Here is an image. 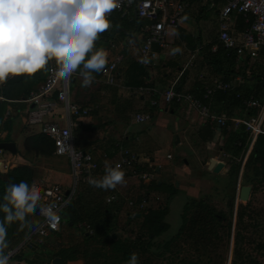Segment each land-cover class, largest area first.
I'll return each instance as SVG.
<instances>
[{
    "label": "crops",
    "instance_id": "0c3cea01",
    "mask_svg": "<svg viewBox=\"0 0 264 264\" xmlns=\"http://www.w3.org/2000/svg\"><path fill=\"white\" fill-rule=\"evenodd\" d=\"M138 1L134 0L135 3ZM177 1L186 4V8L181 17L180 25L176 29L169 30L168 33L170 31L174 32L178 39L185 37L186 29L188 30L190 24L194 21L198 27L200 40L201 38L203 39L199 43L198 47L191 48L189 44H185L182 40L174 49H169L168 44L164 48H159L157 45H153L152 50L156 53L157 58L154 64L151 63L146 65L141 60L140 48L145 41L146 34L144 29L149 25V21L146 18H139L136 15L135 9L131 7L125 16H121L119 13H113L111 15L109 19V29L98 36L94 42L92 51L87 55L86 59L90 58L95 51L103 49L106 53L105 66L112 62L115 58L121 57L120 62L116 66L114 75L120 79L121 85L125 88L133 89L148 86L158 90L159 92L172 88L179 93L189 94L200 99V101L209 106L210 111L215 113L217 112L212 110V107L215 104V97L217 93L234 91H239L243 94L248 93V96L241 101L244 111H242V113L245 114L236 115L235 113H239L241 109L236 108L234 109L233 116L230 118L238 117L246 119L256 116L258 110L247 109L244 102L250 98L259 101L264 98V89L261 88L258 90V86H256L258 83L255 81L252 74V71H255L258 67V60L256 57H250L247 53L237 55L235 51L226 50L219 42V15L223 3H211L209 0ZM209 11L214 12V18L212 20L216 22L215 33L212 40L209 39L208 34L206 33L208 27L204 21V17ZM232 18L231 35L238 44L247 25L244 23V20L240 15H233ZM117 19H125V31L121 26L114 25L115 22L117 23ZM209 45L210 47L208 51L210 53H216L218 47H222L226 51L227 56H235V63L233 67L235 73L237 74L229 82H225L217 77L212 78L210 83H204L205 81L202 82L204 79L202 74L204 72L202 69L206 65L203 58L204 53L207 50V46ZM214 47H216V49L213 51L212 49ZM261 51L264 52V49ZM245 60L246 67L244 68L242 62ZM50 65L53 64L51 63ZM136 65L141 66L144 71L142 85L130 86L131 84L128 83L134 80L138 72ZM226 69L230 71V67H226ZM82 70L83 64L80 65L79 71H74L73 75H75V85L72 89H70L69 85V97L72 104L77 105L82 109H89L90 112L87 116L82 117L78 121L77 126H75L72 131V133L74 131L76 133L75 136L77 146H75L74 142L75 148L85 151L91 155L93 162L97 166V169L95 170L97 175H103V177L105 176L106 164L107 166L115 168V164L120 160V153L125 150L138 157L135 165L142 164L145 167V171L143 173L146 172L150 175L149 179L143 180L140 178L141 174L134 175L137 178L128 176L125 169L131 170V168L120 169L124 172L123 182L117 184L115 188H102L108 191V194L104 198V202L107 204L112 202L123 204V209L125 210V204L130 208L127 203L128 200L133 201V197L126 196L125 193L128 194L129 192H138L139 194H137L141 197L140 202L143 198L147 201V204L143 209H145L148 204L149 207H164L167 202L169 203L168 208H170L173 198L168 201L167 190L162 189L160 186L164 184L167 188L168 185L176 183L175 188L178 190L177 194H179L182 192L179 182H188L187 179L191 176L190 174L192 170H194V167H198V165H200L204 170L201 174L203 179V177H205L204 173L209 172L206 169L207 162L209 159H212L213 156L219 155L221 152L228 155L229 158L226 161L224 160V167L218 174H212L219 175V177L223 180L225 179L229 164L231 162H236V158L232 157L231 154L221 148L223 144H225L223 130L229 131L232 123L228 122L224 127L217 126L211 122L200 119L197 113L185 103L181 104L173 102L169 105H165L160 96L157 98L159 100L158 106H151L149 103V97L128 94L123 97H118L115 87L108 86L104 83L101 74L102 70L100 71L99 79H92L91 83L85 86V77L82 75ZM11 77L12 76L10 75L8 79ZM215 80L229 85V89L215 90L210 99H205V87H212ZM3 83L4 82H0V86H2ZM43 83L40 84L39 88L43 85ZM200 83H204L202 86V96L197 97L195 96L197 93L196 87L200 85ZM177 86L180 87L179 90L177 89ZM258 92H260V95L262 96L257 97L256 95ZM239 96L240 95H237V97ZM27 99L13 103L8 101L7 108L4 113V118L11 115L17 116L13 137L16 142L19 141L20 145L22 144L23 139L27 136H31L36 133H42L45 135L42 132L41 125L40 128L37 127V130L36 125L39 124L28 123L27 116L34 108V105L26 101ZM50 99L54 100L55 97L51 96ZM0 101H4V99L0 97ZM32 105L33 107H31ZM224 105L225 107H229L228 103ZM250 111L252 114L246 115V112ZM136 114H147L150 119L141 124L135 123L134 117ZM221 116L226 117L225 115ZM24 125L25 128H23ZM233 126L238 127L235 125ZM19 128L21 129L20 131ZM208 128L214 129V134L211 140L203 141L202 136L205 132H207ZM4 136L5 134H1L2 138ZM75 136L73 135V139ZM173 136L178 137L176 145L180 146L182 152L177 157L172 156L170 153H165V156H163L161 153L163 152V149L168 147L170 141L173 140ZM197 140L205 145V149L202 151H197L199 149L193 147L192 145V143H197ZM248 141L249 138L247 139L246 146ZM187 143H190V146ZM216 147L217 149H215ZM215 151L220 152L216 155H212ZM185 153L192 154L194 158L193 164L192 161L190 163L186 159ZM160 155H162V158L159 157ZM168 156L170 158H168ZM40 158L47 159L50 166L48 168L38 167L37 165L33 167V175L35 178V183L33 185L59 184L65 191V195H68L73 187L68 159L65 157H57L54 153L51 157ZM0 163V173L2 174H6L8 169L14 168L17 165L28 164L17 154V152L16 154H11L2 151H0ZM241 174L242 171L239 170L237 184H239L240 187ZM139 178L141 180H139ZM81 183L82 182L76 184L72 199L75 197ZM154 183L160 188H154ZM237 184L235 199L239 193V191L237 192ZM88 185L95 184L91 183ZM188 185L192 188L195 184H193V182H188ZM219 186L220 185H218V187ZM213 187L214 183L212 188ZM99 188L101 189V187ZM145 192H147L148 195L145 194ZM112 196L114 197V200L108 201L107 199ZM238 201L240 200L238 199ZM240 204L245 205L241 201ZM238 205L235 204L234 200V221ZM31 212L33 213L34 209ZM34 215L36 217L34 228L27 237L22 239L23 241L19 242V244L12 251H9L14 254L19 250L18 256L21 260H13V257L11 256L9 264L15 262L29 264L31 261L36 262L37 264H52V260L54 258H60L55 255L59 249L67 248L78 242L80 243L81 237L84 233H92L91 228L86 223L78 222L72 226L71 222L61 216L63 221L61 231L57 233H49L47 237H41L34 234V230L39 224V219L35 212ZM46 239L50 242H47ZM52 241L54 245H52ZM24 245H27V249H25V251L28 253L21 251ZM232 252L230 253L228 264H230ZM65 264H83V262L81 260L72 262L65 261Z\"/></svg>",
    "mask_w": 264,
    "mask_h": 264
},
{
    "label": "trees",
    "instance_id": "16d2710c",
    "mask_svg": "<svg viewBox=\"0 0 264 264\" xmlns=\"http://www.w3.org/2000/svg\"><path fill=\"white\" fill-rule=\"evenodd\" d=\"M116 21L117 23L115 22L114 25L121 26L125 31V19H117ZM209 47L210 45L207 46V50L204 53L203 60L206 65L202 69L204 72L202 73L204 76L202 82L210 83L214 77L229 82L237 74L233 67L235 56H227L226 51L222 47H218L216 53H210L208 51ZM256 59L258 60V67L255 71H252V74L258 83L256 86L260 90L261 88L264 89V52H259ZM51 63L58 66L56 60L50 59L46 66L35 74L12 76L0 86V97L4 99V101H0V143L14 142L17 147V154L28 163L8 169L6 174L0 173V204L5 203V190L10 183L19 184L21 181L26 180L30 188L35 183L33 167L36 166L37 160L40 157H51L54 153L52 140L42 133L25 137L20 147H18L13 137L17 116L11 115L4 118L7 102L13 103L25 100L31 92H35L40 84L45 81L48 67ZM242 63L245 68L246 60ZM136 66L138 72L134 80L128 83L131 84L130 86L142 85L144 71L141 66ZM226 67H230V71ZM79 70L80 67L77 71ZM90 75L92 79H99L100 72H91ZM204 83H200L196 87L197 93L195 96H202ZM69 85L70 89L74 88L75 75L71 77ZM177 89L179 90L180 87L177 86ZM237 95L240 96L237 97ZM52 96L56 97V94ZM247 96L248 93L243 94L239 91L219 92L216 94L212 110L218 114L225 115L227 118L233 116L236 108H241L239 113H235L236 115L245 114L242 113L241 101ZM256 96L260 97L262 95L258 92ZM226 103L229 104V107H225L224 104ZM250 114H252L251 111L246 112V115ZM23 128H25V125ZM223 133L225 144L222 143V150L238 159L246 148L248 133L245 132L244 127H234L232 124L229 131L223 130ZM1 134H5V136L2 138ZM213 134L214 129L208 128L207 132L202 136V140H211ZM73 135H76L75 131ZM74 142L75 146H77L76 136L74 137ZM240 166V162H231L224 180L219 175H213L210 172L204 173V176L214 183L212 189L224 196L228 214L225 215L221 210L216 209L212 205L210 198L206 196L199 199L190 198L183 206L181 224L176 234L170 237L169 240H165L161 245H157L155 240L165 234L170 228V224L167 223L169 215L168 202L164 207H149L148 204L145 209L140 210L138 208L141 198L138 195L139 193L129 192L125 194L133 197L132 200L135 206L129 208L125 204L124 210L123 204L116 202L107 204L104 202V198L108 194L107 190L100 189L95 185L81 183L75 197L63 210L61 216L71 222L72 226L78 222L86 223L91 228L92 233H84L80 243L59 249L55 255L67 262L81 260L83 264H128L131 255L135 253L137 255V264H152L154 260H158L166 254L172 256V259L168 260H174L173 258L180 253L178 248H181L177 240L183 238L188 240V245L197 255L194 262H186L183 259L182 264H200L203 261H205V264H212L216 258H221L215 251L219 247V242L226 240L227 244H229ZM125 170L128 176L136 177L134 175L142 174L145 171V167L139 164L135 165L131 170ZM139 180L141 179L139 178ZM174 184L168 185L167 188L164 184L160 186L162 189L167 190L168 201L177 195L178 190ZM218 185L220 186L218 187ZM244 185L251 187V193L248 202L245 205L239 204L236 210L233 252L230 264H262L260 260H264V239L260 230L264 226V215L262 216L263 212L258 213L254 204L258 194L264 195V134L257 136L244 164L241 174V186ZM153 187L160 188L155 183ZM145 194L148 195L147 192ZM5 215L0 210V223H4L7 230L6 243L8 247L4 249V254H8L22 239L29 235L35 226L36 217L34 212H28L25 214L23 221L16 220L7 223ZM132 223L133 227L137 229L136 232L132 229L130 232L135 234V236H125V233L128 232V225ZM248 231L258 233L259 239L256 241L252 240L246 235ZM18 252L19 250L12 255L13 260H21ZM253 253H256V256H253ZM202 257L206 260H202ZM29 264L37 263L31 261Z\"/></svg>",
    "mask_w": 264,
    "mask_h": 264
},
{
    "label": "built area",
    "instance_id": "2783aa9c",
    "mask_svg": "<svg viewBox=\"0 0 264 264\" xmlns=\"http://www.w3.org/2000/svg\"><path fill=\"white\" fill-rule=\"evenodd\" d=\"M211 3H223L219 15V33L218 39L221 45L226 50L235 51L237 55L247 53L250 57H257L259 52L264 49V0H209ZM117 7L107 14L106 18L109 21L113 13H119L125 16L127 11L133 7L136 15L139 18H146L149 25L145 27L144 32L146 38L140 48L141 60L146 64H154L157 55L152 50L153 45L159 48L167 46L165 37L169 30L176 29L181 22V17L186 8V4L177 0H116ZM242 16L244 23L247 25L246 29L241 35L240 42H238L231 35L232 16ZM102 33L98 34L101 35ZM95 42V41H94ZM216 47L212 50L214 51ZM121 57L115 58L102 69V78L106 85L115 87L118 97L128 95H140L141 97H149L151 106H158L159 96L162 98L165 105L173 102L187 104L192 108L200 119L211 122L217 126L224 127L228 122L235 126H243L248 133V144L242 155L236 159L240 162V170L243 171L244 164L250 153L255 138L264 134V98L256 100L250 98L244 102L247 109H257L256 116L249 118H226L215 112L210 111L209 106L200 99L189 95L182 94L169 88L163 92L148 87L142 86L138 88H125L121 85L120 79L115 77L114 72ZM59 66L50 65L48 67L47 77L43 85L36 91L30 94L29 103L34 105V108L28 113L27 121L29 124H39L42 127V132L52 140L54 144V155L57 157H65L70 164V175L73 181L72 190L68 195L59 184L51 185H32L39 195V200L33 208L36 216L39 219V224L34 230V234L47 237L49 233L60 232L63 227L61 213L73 197L76 184L79 182L91 184L93 180H101L103 175H97V166L93 162L89 153L78 150L74 146L73 129L77 126L78 121L89 114V109H82L74 105L69 97V82L70 77L74 72L65 78L57 75ZM229 85L223 84L219 81H214L212 87H205L204 98L210 99L215 90H227ZM56 94L54 100L51 96ZM48 119V120H47ZM150 119L147 114H136L134 117L135 123H144ZM120 160L115 164V168L119 169L132 168L138 160L134 154L127 150L120 153ZM168 158H170L168 156ZM229 158L225 153L213 156L212 159L216 163H223ZM148 173H142L140 178L143 180L149 179ZM239 184H237V192L239 191ZM114 200V197L107 199ZM130 207L134 206V202L128 200ZM147 204L143 198L139 204V209H143ZM51 209L58 217L56 227H52L48 210ZM10 257L12 256V252ZM10 259V258H9ZM12 264H21L15 262Z\"/></svg>",
    "mask_w": 264,
    "mask_h": 264
},
{
    "label": "clouds",
    "instance_id": "9594fccd",
    "mask_svg": "<svg viewBox=\"0 0 264 264\" xmlns=\"http://www.w3.org/2000/svg\"><path fill=\"white\" fill-rule=\"evenodd\" d=\"M116 0H0V82L11 76L32 75L43 69L50 59L56 60L57 75L69 77L83 64L84 84L91 83V72H100L106 64L103 49L90 58L98 34L110 27L107 14L117 7ZM105 176L93 180L96 187L115 188L123 182L119 166L105 168ZM39 200V195L27 181L9 184L0 210L5 221H23ZM52 227L59 217L48 210ZM7 230L0 223V264H9L11 253L4 254ZM128 264H137L133 253Z\"/></svg>",
    "mask_w": 264,
    "mask_h": 264
},
{
    "label": "rangeland",
    "instance_id": "374dc122",
    "mask_svg": "<svg viewBox=\"0 0 264 264\" xmlns=\"http://www.w3.org/2000/svg\"><path fill=\"white\" fill-rule=\"evenodd\" d=\"M213 18H214L213 11L211 12L209 11L204 17V21L208 27L206 33L208 34V37L210 40H212L214 37L215 27H216V22L212 20ZM181 40L185 44H189L191 48L199 46V43L203 39L201 38L200 40V34L198 33V27L194 21L190 24L188 30L186 29L185 37H181L178 39L175 33L172 31H170L165 37V43L168 44L169 49H174L176 45L179 42H181ZM37 127L40 128V125H36V129L38 130ZM20 130L21 129L19 128V131ZM175 137L176 136H173V140L170 141L168 147L166 149H163V152L161 153L163 156H165V153H170L174 157H177L181 154L182 149L180 148V146L176 145ZM16 143L18 147H20L19 141H17ZM187 144H189L190 146V143H187ZM192 145L193 147L199 149L197 151H202L203 149H205L204 143H201L198 140H197V143L196 142L195 144L192 143ZM215 149H217V147ZM193 150H196V149H193ZM219 152L215 151L214 153H212V155H216ZM162 155H160L159 157L162 158ZM185 156H186V159L190 163L191 161H192V164L194 163V158L192 154L185 153ZM36 165L38 167H45V168H48L50 166L49 161L45 158H39ZM203 171L204 170L200 165H198V167H194V170H192L190 174L191 176H189V179H187L189 183L193 182V184H195L192 186V188L188 185V182H179L180 189H182L183 193L180 192L179 194H177V196L173 197L172 202L170 204V208H169V215L167 218V222L170 224V228L165 234H163L161 237L155 240V242H157V245H161L165 240H169L170 237L176 234L179 228V225L181 224V213L183 210V206L185 202L190 198L199 199V198H204V196H206L210 198L212 205H214L216 209L221 210V212L225 213V215L228 214V209L224 201V196L220 192H216L212 189L213 183L210 182L207 178L203 177L202 179L201 174ZM174 186L176 187V183L174 184ZM235 204L237 205L240 204V201H238V196H236ZM254 207L258 211V213L263 212L262 216L264 215V195L263 194L257 195ZM235 221L234 219L232 220L231 237L229 240V244H227L226 240L221 241L218 244L219 247L215 249L217 254L220 255L222 259L216 258L215 260L216 262L214 261L212 264H228L230 252H232L233 250V236H234V230H235ZM131 229L135 230L136 232L137 228L133 227V223L131 225H128V229H127L128 232L125 233V236H128V237L135 236V234H132V232H130ZM251 231H248L246 235L252 238V240H255V241L258 240L259 239L258 233H254ZM261 231H262L261 233L262 238L264 239V226L262 230H260V232ZM46 241L50 242L48 239H46ZM187 241L188 240H184L183 238H180L179 240H177L181 248H178L180 250V253L178 254L177 257L173 258L174 260H168V259H172V256H169V254H166L165 256L159 258L158 260H154L152 264H182L183 259L186 262H192V261L194 262L196 260L195 256L197 254L192 250V248H190V246L188 245L189 243ZM52 245H54L53 241H52ZM25 249H27V245H24L21 251L24 253H28L27 251H25ZM208 253H211V252H208ZM253 256H256V253H253ZM201 259L206 260V259H203V257ZM260 261L262 264H264V260H260ZM200 264H205V261L200 262Z\"/></svg>",
    "mask_w": 264,
    "mask_h": 264
},
{
    "label": "water",
    "instance_id": "95a60500",
    "mask_svg": "<svg viewBox=\"0 0 264 264\" xmlns=\"http://www.w3.org/2000/svg\"><path fill=\"white\" fill-rule=\"evenodd\" d=\"M136 1H138V0H136ZM31 107H33V105ZM218 129H219V127H218ZM177 142H178V137H176V143ZM0 151L8 152L11 154H16L17 149H16V146L14 143L2 142V143H0ZM0 165H1V163H0ZM223 167H224L223 163H221V162L216 163V161L214 159H209V161L206 165L207 171H209L213 174H218ZM250 193H251V187L250 186H248V185L241 186L239 189V193H238V199L241 202H243V204H246L248 202ZM52 264H65V261H63L60 258H54L52 260Z\"/></svg>",
    "mask_w": 264,
    "mask_h": 264
}]
</instances>
